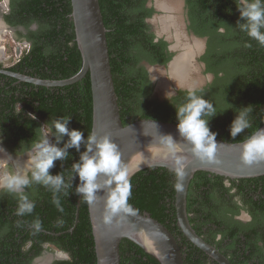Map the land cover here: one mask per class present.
<instances>
[{"label":"trees","instance_id":"16d2710c","mask_svg":"<svg viewBox=\"0 0 264 264\" xmlns=\"http://www.w3.org/2000/svg\"><path fill=\"white\" fill-rule=\"evenodd\" d=\"M148 2L100 0L104 23L109 30L107 41L120 114L124 125L142 119L177 124L174 106L185 103L188 90L180 89L175 96L164 101L156 99L149 73L141 65L148 61L152 65L167 66L174 55L168 53L166 41L155 40L148 21L156 11L153 7L147 8ZM186 7L191 22L189 31L207 39V50L200 62L205 64V74H211L213 80L196 91L216 106L218 115L212 118L209 127L218 133L216 139L243 142L264 125V46L236 28L240 13L234 0H186ZM11 8L12 12L7 16L9 24L26 28L33 23L39 25L37 31L29 32L27 38L31 49L12 68L13 71L57 81L69 79L80 71L82 55L71 19V0H13ZM246 44L251 46L246 47ZM17 82L0 74V137L14 152L24 153L32 143L36 129L61 116L72 117L68 125L70 130L82 131L85 138L92 133L90 74L73 85L63 87L47 88ZM248 106L252 127L233 140L230 135L232 121L238 109ZM67 140L68 137H64L59 146L63 147ZM68 151L69 157L56 161L50 169L52 175L63 173L72 185L66 193L62 189L57 194L59 207L53 203V192L37 183L28 186L33 192L30 199L35 204L31 213L18 215V210L8 209L9 204L20 203L18 196L6 193L0 198V232L5 230L7 233L0 234L3 238L0 240V264H29L31 259L23 251L29 241L33 242L32 249L36 250L34 255L41 253V245L45 243L68 253L69 259L54 264H97L88 202L83 198L78 224L73 232H69L75 225L79 200L76 194L79 178H71L74 175L72 165L79 161L84 145L79 152L75 148ZM223 180L224 177L207 172L196 173L188 192V211H194L197 201L204 205L203 199L209 191L225 188ZM262 180L264 176L232 180V183L245 187L258 185ZM177 182L176 173L166 168L141 170L130 178L131 194L127 205L139 213L150 214L177 239H186L177 224ZM192 190L199 192L195 201ZM260 207L257 204L256 208ZM37 221L40 229L35 226ZM200 253L195 247L183 251L184 264H217L202 258ZM120 255L121 264H160L154 256L127 239L120 244ZM230 261L232 264H244L242 260ZM262 263L254 261L253 264Z\"/></svg>","mask_w":264,"mask_h":264},{"label":"water","instance_id":"95a60500","mask_svg":"<svg viewBox=\"0 0 264 264\" xmlns=\"http://www.w3.org/2000/svg\"><path fill=\"white\" fill-rule=\"evenodd\" d=\"M71 5V19L74 23L76 43L82 55V67L76 75L66 80L57 81L44 80L5 69H0V74L47 88L73 85L90 74L93 99L92 132L99 136L111 135L126 161L140 156L141 153L145 157H149L146 163L141 162L139 171L158 167L176 173L170 161L163 158L152 159L147 152L153 137L158 134L172 135L187 157L184 179L178 181L182 184V188L176 189L175 209L178 227L193 245L213 258L218 264H232L193 229L187 210L189 187L198 172H207L231 180L262 177L264 176V160L246 164L241 158V145L244 141L232 143L219 139H216L218 147L215 156L212 159L202 160L193 154L191 144L180 136L176 123L142 119L124 125L110 62L107 41L109 30L104 23L100 0H71ZM158 10L160 9L158 8ZM162 10L163 8H161ZM176 58L174 57L169 63L168 73H170L172 63ZM194 70L193 65L189 62L188 68L184 71L187 72L184 80L178 83L179 88H185L184 86L190 82ZM176 82L178 81L176 80ZM261 128H264V125ZM103 179V177L100 178L101 183ZM97 195L99 198L95 202L88 203L97 264H121L120 244L124 239L140 246L146 253L154 256L160 264H184V256L179 242L166 226L150 214L139 213L133 208H130L129 212L122 213L120 217L114 218L111 222H107L105 219L107 189L99 191ZM81 200L82 196L79 195L75 225L69 232H73L78 224Z\"/></svg>","mask_w":264,"mask_h":264},{"label":"clouds","instance_id":"9594fccd","mask_svg":"<svg viewBox=\"0 0 264 264\" xmlns=\"http://www.w3.org/2000/svg\"><path fill=\"white\" fill-rule=\"evenodd\" d=\"M234 2L240 13L236 28L264 46V0H234ZM174 107L178 121L177 130L180 136L191 144L193 154L202 160L212 159L218 147L216 140L218 133L211 131L209 125L212 118L218 115L216 106L203 95H199L196 90H189L185 103ZM249 115L250 106L238 109L230 126L233 140L252 127ZM71 119L72 117L61 116L52 120L50 124L36 129L32 143L25 150L29 157L30 176L19 172L5 175L0 179V189L19 195L18 215L31 213L35 207L34 202L24 194V189L31 183L49 188L53 192V203L59 207L60 200L57 194L62 189L66 193L72 185L66 181L63 173L52 175L50 169L55 166L56 161H64L69 157V149L75 148L79 152L83 144L84 151L81 152L79 161L72 165L74 175L71 178L78 176L80 180L76 194L81 195L91 204L99 198L97 193L106 188L108 199L105 219L111 222L122 213L130 211V206L127 205V199L131 194L130 178L140 170L141 162L146 163L149 157L141 153L140 156L126 161L111 135L99 136L92 132L85 138L82 131L69 129ZM37 133L38 138H36ZM52 137L55 142H52ZM64 137H68V140L63 147H60ZM241 146V158L244 163L251 164L264 160V128H258L247 136ZM147 152L152 159L163 158L170 161L175 168L178 181H183L187 157L172 135L158 134L153 137ZM101 177L104 178L102 183ZM175 187L180 190L182 184L177 182ZM35 226L40 227L39 221Z\"/></svg>","mask_w":264,"mask_h":264},{"label":"flooded vegetation","instance_id":"af4514ba","mask_svg":"<svg viewBox=\"0 0 264 264\" xmlns=\"http://www.w3.org/2000/svg\"><path fill=\"white\" fill-rule=\"evenodd\" d=\"M157 2H158L157 0H149V2L147 3V8L153 7V9H155L156 11V13L148 21V23L152 26V31L155 33V36H156L155 40L156 41H159V40L166 41L169 44L168 50H167L168 53H174L173 57L169 61L170 63L174 59V57H176V51H174V47L176 44H174L173 37L171 36V34L165 33V32L161 33V31L159 30L160 27L157 28L156 25H154L153 23V19L154 18L156 19V17H160L161 15L160 11L158 10V6L156 4ZM12 3H13V0H9L7 11H2L4 7L0 6V29L2 28V31H8L12 34V41L9 42V44H7L10 48L14 47L13 44L15 42H18L20 44L25 43L29 46V49L25 53L24 51H20L19 48H17L16 56L17 57L19 56V60H20L31 49V42L27 38V36L29 35V32L37 31L39 29V25L37 23H33L30 27L26 28L23 25L14 26V25L9 24V22L7 21V16L10 15V13L12 12V8H11ZM185 4H186V0H185ZM167 9L169 8H166V10ZM183 10L187 16V20H186L187 22L185 23V29L183 32L182 31L180 32L179 30H177V27H175V32H176L175 34L177 36H175L174 38L177 43L179 42V40L181 41V39L182 40L185 39V37H186L185 40H188V39L190 40L188 36L189 37L194 36L195 39L204 41L205 44H204V49H203L204 53L202 54L203 56L207 50V39L200 38L189 31V26L191 22L189 19V11L186 5H185V9L183 8ZM168 24L169 22L167 23V26ZM1 34L2 32H0L1 37L5 35V34L3 35ZM182 35H184V37H182ZM179 37L180 39H178ZM195 43L197 45L196 50L198 53L200 48L198 49L199 45L197 42ZM186 44H189V43H186ZM179 46L181 45L179 44ZM183 46H184L182 49L183 53L180 54L176 58V60L179 64L182 63L181 67L184 68L185 61L189 60V55L192 52L189 50L190 48H188V45L184 44ZM189 47H191L190 44H189ZM4 50L6 52L7 48L4 47L2 51H0V69H5V70L12 71V72H16V71H13L12 68L15 67V65L19 62V60L16 62L14 61L12 62V59H10L9 60L10 64H5L3 60L5 58L4 56L5 52H3ZM169 63L167 64V66H163L160 64L152 65L148 61H144L141 63V65L147 69L149 73V79L154 85L153 80L150 75L151 70L149 66H152V67L160 66V69L161 67L165 69L169 66ZM155 70H158V68H154L153 72ZM16 73H19V72H16ZM17 83H22V82L18 81ZM186 90L189 91L190 89H186ZM51 139L53 142V137ZM0 145H1L0 152L4 151L2 149L4 147L10 154V155L8 153L7 155L4 154L5 155L4 157L6 159H0V164L2 163L5 164V162L15 160V159H12V157L21 158L23 157L22 155L24 156L27 155L26 152L24 153L14 152L9 146H7L3 142L1 137H0ZM24 160L22 161L19 159L18 165L21 167L23 164H25L29 167L30 165L29 157L26 156V159ZM23 167L25 166L21 167V173H23V175L30 176V170L27 169V172H25L24 170L26 169V167L25 168ZM223 184L225 188L223 189L217 188L215 190H211L208 192L207 197L203 199L205 206L202 205L200 201H197L195 202V207L193 208L194 211L192 212L188 211L189 220H190L191 225L193 226V229L206 243H208L209 245L214 247L216 250H218L229 261L230 260H242L244 264H253L255 261L256 263L263 262L262 264H264V181L263 180L260 181L258 185L250 184V185H244L245 187H242L241 185H239V183H237L236 185H233L231 179L224 178ZM191 192H192L193 201H195L194 199L198 197L199 192L196 190H192ZM6 193H10V192H8L7 190L0 189V198L3 197V195H5ZM10 194L19 197V195L16 193H10ZM24 194H26L30 199L33 192L29 187H27L26 189H24ZM257 204L261 206L259 209L256 208ZM7 207L9 210L15 211V210H18L19 203L17 204L11 203ZM195 208H198L197 211H195ZM15 214L16 212L13 213V215ZM0 234L7 235L5 230L3 233L0 232ZM2 239L3 238L0 235V240ZM177 240L179 242L181 250L183 251L192 249V247L199 249L198 247L193 245L187 238L184 239L183 237H179V239ZM41 247H42V251L39 255H34V252L36 250L34 251L32 249L33 248L32 241H29L28 244L23 247V251L28 253L27 255L29 259H31L29 264H54L56 261L69 259L68 253H66L65 251L59 250L58 248H56L50 243L42 244ZM48 247L56 248L59 254L55 253L54 251L53 253H49ZM199 250L201 251L200 254L202 258H205L208 261H212V262L214 261L213 258L207 255L201 249ZM64 256H68V258H65ZM18 264H21V263H18Z\"/></svg>","mask_w":264,"mask_h":264},{"label":"rangeland","instance_id":"374dc122","mask_svg":"<svg viewBox=\"0 0 264 264\" xmlns=\"http://www.w3.org/2000/svg\"><path fill=\"white\" fill-rule=\"evenodd\" d=\"M158 2L156 3L158 8L160 9V17H156V19H153V23L154 25H156L157 28L160 27V31L161 33L165 32V33H169L171 34V36L173 37V41L174 44H176V49H174V51H176V57L179 56V54L183 53V45H188V48H190L189 50L192 52L189 55V60L185 61V70L186 68H188V64L190 62L191 65H193V69L194 73L190 79V82L188 84H186L184 87L185 88H179V84L181 81L176 82L175 80H173V77L171 79V74L167 72V68H163L160 66H149L150 70H151V78L153 80L154 83V93H153V97H155L156 99L160 100V101H164L168 98H171L173 96H175L177 94V91L180 89H190V90H200L203 89V87L211 82L213 80V76L209 75V74H205V65L200 62V58L202 57V54L204 53L203 49H204V41L201 40H197L195 39L194 36H188V38H190V40H185V39H181V41L179 40V44L181 46H179V44L176 42L175 40V36H177L175 33V27H177V30H179L180 32L184 31L185 29V23L187 22V16L183 10V8L185 9V0H157ZM8 2L9 0H0V6H3L4 8L2 9V11H7L8 9ZM165 7V8H164ZM161 8H163V10L161 11ZM166 8H169L166 10ZM6 9V10H5ZM162 16V18H161ZM161 18V19H160ZM168 19V20H167ZM172 21V22H171ZM169 22V26H167V23ZM161 25V26H160ZM0 32H2L3 35L2 37L0 36V51H2V49L4 47L7 48V51L5 52V50L3 52H5V58L3 59L5 64H10V59H12V62H16L19 60V56L17 57V48H19L20 51H24V53L29 49V46L25 43H18L15 42L13 45V48H10L7 44H9V42L12 41V34L8 31H2V28L0 29ZM186 36V35H185ZM182 37H184V35H182ZM180 39V37L178 38ZM185 40V41H184ZM198 43L199 47V52L197 53V45L196 43ZM189 43L191 45V47H189ZM181 48V49H180ZM177 60H175L174 64L176 63ZM182 64V63H181ZM180 64V65H181ZM177 65V64H176ZM179 65V66H180ZM154 68H158V70H154ZM158 71V72H157ZM162 72V73H161ZM187 73V72H186ZM180 75V74H179ZM182 76V75H181ZM167 94H168V98H167ZM1 146V145H0ZM6 153H8V151L3 147L2 148ZM9 154V153H8ZM10 155V154H9ZM21 158H13L15 160H11L9 162H5L4 165L0 166V179H2L5 175H11L14 172H19L21 173V167L22 166H27L25 164H23L21 167L18 165V160H24L26 159V156L28 157V155L24 156ZM25 162V160H24ZM23 167V168H25ZM27 169L30 170V165L29 167L27 166L26 169L24 170L25 172H27ZM24 172V173H25ZM49 253H53V251L55 253H58V250H56V248L54 247H48ZM65 258H68V256H64Z\"/></svg>","mask_w":264,"mask_h":264},{"label":"bare ground","instance_id":"6f19581e","mask_svg":"<svg viewBox=\"0 0 264 264\" xmlns=\"http://www.w3.org/2000/svg\"><path fill=\"white\" fill-rule=\"evenodd\" d=\"M168 26L170 27V25L168 24ZM3 34V33H2ZM177 64V65H176ZM180 64L176 61V63L174 64H172V66H171V78L173 77V80H177V81H181V80H184V77L186 76V72H184L185 71V68H183V67H181L182 65H180ZM182 68V69H181ZM159 71V70H158ZM157 71V72H158ZM162 73V72H161ZM180 74V75H179ZM182 75V76H181Z\"/></svg>","mask_w":264,"mask_h":264},{"label":"crops","instance_id":"0c3cea01","mask_svg":"<svg viewBox=\"0 0 264 264\" xmlns=\"http://www.w3.org/2000/svg\"><path fill=\"white\" fill-rule=\"evenodd\" d=\"M4 154L7 155V153H6L5 151L0 152V155H1V156H0V159H6V158L4 157V156H5ZM2 165H4V164H3V163L0 164V166H2Z\"/></svg>","mask_w":264,"mask_h":264}]
</instances>
